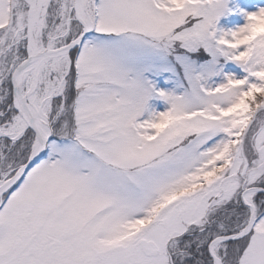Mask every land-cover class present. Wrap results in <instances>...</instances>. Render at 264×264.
I'll return each instance as SVG.
<instances>
[{
  "label": "snow or ice",
  "instance_id": "6c2138e0",
  "mask_svg": "<svg viewBox=\"0 0 264 264\" xmlns=\"http://www.w3.org/2000/svg\"><path fill=\"white\" fill-rule=\"evenodd\" d=\"M0 264H264V0H0Z\"/></svg>",
  "mask_w": 264,
  "mask_h": 264
}]
</instances>
